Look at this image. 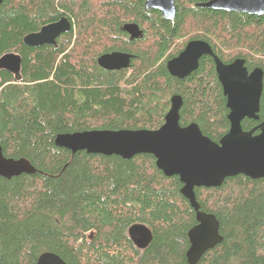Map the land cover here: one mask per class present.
I'll return each mask as SVG.
<instances>
[{
    "label": "trees",
    "instance_id": "obj_1",
    "mask_svg": "<svg viewBox=\"0 0 264 264\" xmlns=\"http://www.w3.org/2000/svg\"><path fill=\"white\" fill-rule=\"evenodd\" d=\"M174 1L169 20L145 10L143 0H1L0 56L20 55L21 80L0 70V146L5 157L25 158L35 172L0 176V264H35L42 252L67 264H187L195 214L176 176H164L151 155L123 159L54 144L62 133L156 129L173 94L183 101L180 126L195 122L213 141L227 131L211 59L203 56L182 79L165 64L180 41L196 37L220 58L241 56L264 72V15L198 6L207 0ZM58 16L70 27L57 47L22 42ZM130 22L142 30L140 38H127L122 27ZM109 50L133 56L129 74L96 64ZM194 191L222 237L196 264H264V179L236 175ZM134 223L151 230L143 250L127 236Z\"/></svg>",
    "mask_w": 264,
    "mask_h": 264
},
{
    "label": "water",
    "instance_id": "obj_2",
    "mask_svg": "<svg viewBox=\"0 0 264 264\" xmlns=\"http://www.w3.org/2000/svg\"><path fill=\"white\" fill-rule=\"evenodd\" d=\"M1 2V0H0ZM199 7L226 12L264 15V0H207ZM145 10H157L165 19L175 15L174 0H143ZM70 22L62 16L58 21L45 24L38 31L28 33L22 42L31 47L43 44L55 45L56 38L67 32ZM130 39L140 38L142 30L134 22L122 27ZM209 55L214 59L217 79L226 98L225 107L229 123L228 131L218 141L203 135L198 125L191 122L180 126L182 98L173 94L163 123L156 129H92L55 135L54 144L72 153L84 151L87 154L116 155L130 159L147 154L154 158L157 169L166 177L176 176L181 183L179 193L188 201L194 211L195 224L187 231L188 248L185 252L187 264H196L201 256L221 242L219 222L211 213L200 210L195 188L218 187L226 178L243 175L250 179H264V120L256 128L244 131L241 121L247 117L258 119L263 72L254 69L250 74L244 67V59L237 58L229 64L222 63L203 40L186 43L183 50L166 62L171 76L182 79L198 66V59ZM133 56L113 51L97 58L99 67L105 70L127 69ZM20 55L8 52L0 56V70L21 80ZM35 168L25 158L5 157L0 146V176L9 179L22 173L33 174ZM127 236L139 250L145 249L152 238L151 230L142 223L127 228ZM92 238V234L89 235ZM35 264H67L57 254L42 252Z\"/></svg>",
    "mask_w": 264,
    "mask_h": 264
},
{
    "label": "flooded vegetation",
    "instance_id": "obj_3",
    "mask_svg": "<svg viewBox=\"0 0 264 264\" xmlns=\"http://www.w3.org/2000/svg\"><path fill=\"white\" fill-rule=\"evenodd\" d=\"M62 16H58V19H56V20H53V21H51V22H48V23H46V24H50V23H53V22H56V21H58L60 18H61ZM45 25V24H44ZM43 26V25H42ZM62 35V34H61ZM61 35H59L57 38H56V40H55V45H52V46H55V47H57V43H58V40L60 39V37H61ZM126 35H127V38L128 39H130V36H129V34L128 33H126ZM192 40H203V39H200V38H196V37H189V38H187V39H183L182 41H180L179 42V44L177 45V49H176V53H175V55H173L172 57H170V58H168V60L169 59H172V58H174V57H176L182 50H183V48L185 47V45H186V43L187 42H189V41H192ZM203 41H205V40H203ZM208 43V42H207ZM209 44V43H208ZM210 45V44H209ZM211 47V46H210ZM211 49H212V51H213V53L218 57V59L222 62V63H224V64H229V63H231L233 60H235V59H237V58H241V59H244V67H245V69L247 70V73L248 74H250L254 69H256V68H261V67H259L258 65H249L246 61V58H243V57H241V56H232L231 58H228V59H225V57L222 55V57L220 58L219 57V55L218 54H216V52H215V49H213L212 47H211ZM113 51H118V52H124V53H127V52H125V51H121V50H109V51H106V52H102V53H100V54H98V56H96V58H95V62H96V64H97V58L100 56V55H102V54H104V53H109V52H113ZM130 54V53H129ZM203 56H207V57H209L210 59H211V61H212V63H213V67H214V72H215V64H214V59L211 57V56H209V55H202V56H200L199 57V59H198V66H199V63H200V59L201 58H203ZM167 60V61H168ZM166 61V62H167ZM98 65V64H97ZM166 65V64H165ZM101 68V67H100ZM128 69V68H127ZM129 69H131V67H129ZM262 69V68H261ZM117 71V70H116ZM262 72H263V69H262ZM13 76V75H12ZM215 76H216V80L218 81V79H217V74H216V72H215ZM218 84H219V86H220V90H221V94H222V96L224 97V99H225V103H226V98H225V96L223 95V90H222V86H221V84L219 83V81H218ZM263 86H264V72H263V77H262V89H263ZM261 93H262V91H261ZM260 102H261V96H260V101H259V104H260ZM227 115V114H226ZM258 119H250V118H247V117H245L242 121H241V127H242V129L244 130V131H248V130H251V129H253V128H256L255 129V131L253 132V134L255 135V134H258L259 133V129H257V127H258V125L264 120V114H261L260 112L258 113ZM246 121H250L251 123L250 124H248ZM228 127H229V123H228ZM227 131H228V129H227ZM226 131V132H227ZM225 132V133H226ZM224 133V134H225ZM224 134H222V136L224 135Z\"/></svg>",
    "mask_w": 264,
    "mask_h": 264
},
{
    "label": "rangeland",
    "instance_id": "obj_4",
    "mask_svg": "<svg viewBox=\"0 0 264 264\" xmlns=\"http://www.w3.org/2000/svg\"><path fill=\"white\" fill-rule=\"evenodd\" d=\"M225 54H229V55H230V54H231V50L228 51V52H225ZM130 72H131V69L128 68V70H127V74H129ZM127 74H126V75H127Z\"/></svg>",
    "mask_w": 264,
    "mask_h": 264
}]
</instances>
